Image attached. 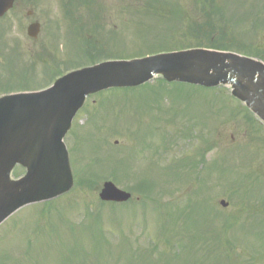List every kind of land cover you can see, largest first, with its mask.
Segmentation results:
<instances>
[{
	"label": "rangeland",
	"instance_id": "rangeland-1",
	"mask_svg": "<svg viewBox=\"0 0 264 264\" xmlns=\"http://www.w3.org/2000/svg\"><path fill=\"white\" fill-rule=\"evenodd\" d=\"M155 2L18 0L0 21L6 28L0 37L5 50L0 96L44 87L48 69L63 72L70 64L84 63L76 45L88 58L96 57L98 49L131 58L164 47L156 39L160 26L161 36L164 28L174 29L181 42L173 43L180 42L179 47L219 46L264 59V15L259 13V20L252 15L264 10V0H233L225 22L208 9L200 12L193 6L196 0ZM252 4L253 10L242 14ZM171 7L179 8L180 15L173 17ZM33 22L41 25L37 42L27 36ZM96 23L110 32L96 31L104 46L93 42ZM67 27L75 32L72 38L64 33ZM16 63L22 65L18 71ZM30 78L23 88L21 82ZM160 87L155 81L135 92L113 91L92 99L67 139L77 189L8 219L0 227V264H200L224 248L228 257L221 264H264V129L245 120V110L225 88L208 93ZM172 173L180 175L169 177ZM106 181L132 191L130 205H102L99 193ZM175 215L183 218L177 221ZM182 247L191 254H181Z\"/></svg>",
	"mask_w": 264,
	"mask_h": 264
},
{
	"label": "water",
	"instance_id": "water-1",
	"mask_svg": "<svg viewBox=\"0 0 264 264\" xmlns=\"http://www.w3.org/2000/svg\"><path fill=\"white\" fill-rule=\"evenodd\" d=\"M13 2L0 0V16ZM34 31H38V26L30 28L31 33ZM157 75L169 82L205 87L231 84L235 95L264 120V67L230 54L204 50L107 62L71 73L41 93L1 98L0 224L22 207L54 199L72 188L63 139L87 95L137 87ZM33 107L40 113L38 121L31 119ZM17 165L25 167L27 175L12 181L11 173ZM130 197L111 183L105 184L100 195L103 201L116 203L126 202ZM221 205L228 206L225 202Z\"/></svg>",
	"mask_w": 264,
	"mask_h": 264
},
{
	"label": "trees",
	"instance_id": "trees-1",
	"mask_svg": "<svg viewBox=\"0 0 264 264\" xmlns=\"http://www.w3.org/2000/svg\"><path fill=\"white\" fill-rule=\"evenodd\" d=\"M171 8H173L174 11H173V12L171 11L170 13H172V15L174 16V15H175V12H177V10H175L174 7H171ZM170 13H169V14H170ZM182 48H184V47H182ZM150 188H151V184H148V185H147V189H150ZM173 211H174V210L172 209L171 211H168L167 214L172 215ZM192 214H193V213H192ZM181 215H183V214H181ZM181 215H175L174 218L178 221L179 219L183 218V216H181ZM184 218H185L188 222L190 221L188 215H186ZM192 221H193V218H192ZM189 224H191V223H189ZM189 224H188V226H189ZM191 225L193 226V224H191Z\"/></svg>",
	"mask_w": 264,
	"mask_h": 264
},
{
	"label": "bare ground",
	"instance_id": "bare-ground-1",
	"mask_svg": "<svg viewBox=\"0 0 264 264\" xmlns=\"http://www.w3.org/2000/svg\"><path fill=\"white\" fill-rule=\"evenodd\" d=\"M259 94H261V93H259ZM261 95H263V94H261ZM32 114H33V116H31V119H33V121H36V120L38 121V117L40 116V113H37L36 107L32 108ZM42 142H43V139H42ZM43 144H44V142H43ZM45 145H48V141H45Z\"/></svg>",
	"mask_w": 264,
	"mask_h": 264
}]
</instances>
